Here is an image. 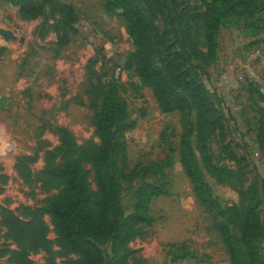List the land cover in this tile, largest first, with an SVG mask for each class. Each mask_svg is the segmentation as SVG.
I'll return each instance as SVG.
<instances>
[{"label":"rangeland","instance_id":"obj_1","mask_svg":"<svg viewBox=\"0 0 264 264\" xmlns=\"http://www.w3.org/2000/svg\"><path fill=\"white\" fill-rule=\"evenodd\" d=\"M29 1L40 15L36 20H23L21 5L0 0V28L15 35L10 41L0 38V264L81 263L59 233L51 204L66 196L63 169L75 164L95 209L94 165L101 142L96 121L110 84L118 87L126 107L127 149L119 156L125 174L166 153L173 158L165 169L171 195L150 203L155 221L130 242V264H232L212 212L195 197L180 163L182 117L161 112L153 86L138 69L125 20L108 12L105 0H57L77 17L63 32L62 8L53 12L42 0ZM203 1L161 0L164 12L154 0L141 5L156 27V63L179 55L186 76L209 104L207 131L193 142L215 196L244 211L258 191L260 229L254 244L264 261V32L256 30L264 25V0H255L248 15L215 32L212 58H207L205 27L187 18ZM191 42L201 61L187 60ZM150 183L151 177L122 182L125 215L134 212L138 190ZM179 251L194 258L173 262L172 253Z\"/></svg>","mask_w":264,"mask_h":264},{"label":"trees","instance_id":"obj_2","mask_svg":"<svg viewBox=\"0 0 264 264\" xmlns=\"http://www.w3.org/2000/svg\"><path fill=\"white\" fill-rule=\"evenodd\" d=\"M154 1L164 12L161 0ZM254 1L205 0L187 16L196 27L203 25L206 29L210 48L207 58H212L216 52L215 32L225 22L248 15ZM13 2L21 5L20 17L23 20L39 18L40 15L34 11L29 0ZM42 2L53 12L62 8L65 15L60 16L65 28L59 31L67 32L76 23L77 17L71 7L61 6L57 0ZM104 6L108 12L117 13L125 20L133 40L138 69L142 77L153 86L161 112H178L182 117L183 134L178 151L180 163L192 183L195 197L205 209L212 212L215 230L227 247L231 263L264 264L259 249L254 244V238L260 229L258 191H255L244 211L235 205H222L207 182L196 155L193 138L196 134L203 137L211 117L209 104L199 85L186 76L179 55L166 56L160 64L156 63V27L145 16L141 0H105ZM164 14L170 20L173 19L171 14ZM256 30L264 32V25L256 27ZM60 40L62 39L59 37ZM63 42L66 43L67 40L64 39ZM187 49L188 61L204 59L192 42ZM125 111V103L118 87L110 84L104 91L96 121L101 142L94 165L98 182L95 209L92 206L89 186L80 176L75 164H68L63 169L66 196L51 204V212L59 233L71 250L80 255V264H130V242L142 226L151 225L155 221L150 215V203L157 197L171 195L169 182L165 178V169L173 163L169 154L166 153L163 159L143 166L128 176L122 169L119 156L124 155L127 149L123 123ZM261 124V143H264V115ZM148 177L152 178V183L138 190L134 212L125 215L120 203L122 182ZM233 228L238 229V235ZM107 247L108 253L105 251ZM187 258H194V255L183 251L172 253L173 262Z\"/></svg>","mask_w":264,"mask_h":264},{"label":"water","instance_id":"obj_3","mask_svg":"<svg viewBox=\"0 0 264 264\" xmlns=\"http://www.w3.org/2000/svg\"><path fill=\"white\" fill-rule=\"evenodd\" d=\"M0 36H2L6 41L14 40L15 35L12 31L6 29H0ZM23 42V39L21 40Z\"/></svg>","mask_w":264,"mask_h":264},{"label":"crops","instance_id":"obj_4","mask_svg":"<svg viewBox=\"0 0 264 264\" xmlns=\"http://www.w3.org/2000/svg\"><path fill=\"white\" fill-rule=\"evenodd\" d=\"M0 29H6V30H9L7 28H0ZM11 31V30H10ZM1 39H4L2 36H0ZM5 40V39H4Z\"/></svg>","mask_w":264,"mask_h":264}]
</instances>
